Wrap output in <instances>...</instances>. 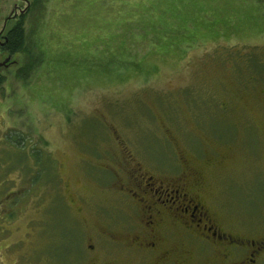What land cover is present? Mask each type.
<instances>
[{
    "label": "rangeland",
    "instance_id": "1",
    "mask_svg": "<svg viewBox=\"0 0 264 264\" xmlns=\"http://www.w3.org/2000/svg\"><path fill=\"white\" fill-rule=\"evenodd\" d=\"M0 74V264L117 252L129 153L264 235V0H0Z\"/></svg>",
    "mask_w": 264,
    "mask_h": 264
},
{
    "label": "flooded vegetation",
    "instance_id": "2",
    "mask_svg": "<svg viewBox=\"0 0 264 264\" xmlns=\"http://www.w3.org/2000/svg\"><path fill=\"white\" fill-rule=\"evenodd\" d=\"M261 92L264 95V86ZM136 159L129 153L124 177L111 183L130 208L126 231L110 239L117 252L111 254L113 250L108 247L85 242L89 249L80 253L74 264H118L113 259L126 255L146 259L137 264L264 262L262 232L246 234L223 225L204 199L196 170L188 165L181 175L167 178L154 174ZM183 161L185 166L187 159Z\"/></svg>",
    "mask_w": 264,
    "mask_h": 264
},
{
    "label": "trees",
    "instance_id": "3",
    "mask_svg": "<svg viewBox=\"0 0 264 264\" xmlns=\"http://www.w3.org/2000/svg\"><path fill=\"white\" fill-rule=\"evenodd\" d=\"M27 33L24 23V15L20 16L17 22L6 32L2 41V49L9 54H15L25 48ZM4 76L0 74V86Z\"/></svg>",
    "mask_w": 264,
    "mask_h": 264
}]
</instances>
